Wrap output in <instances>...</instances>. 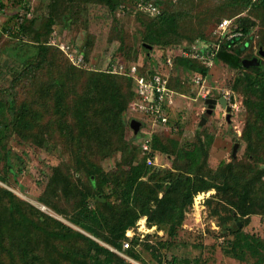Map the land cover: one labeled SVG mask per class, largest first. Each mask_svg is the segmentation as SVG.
I'll return each instance as SVG.
<instances>
[{"label": "trees", "instance_id": "obj_1", "mask_svg": "<svg viewBox=\"0 0 264 264\" xmlns=\"http://www.w3.org/2000/svg\"><path fill=\"white\" fill-rule=\"evenodd\" d=\"M37 1H1L2 4L16 9L10 19L11 25L9 28L4 27V32L19 42L20 39L24 41L26 38L36 43L34 47L37 49L36 56L24 60L25 68L18 75V79L35 78L36 73L50 66L52 52H58L69 64L64 71L69 83L67 79L59 77L40 84V92H37L36 97V104L39 107H46L49 104L47 100L50 99L51 103L56 102V108L62 112L64 101L69 100L67 89L73 85L70 82L74 72L88 76L90 81L87 89L75 96L71 103L72 108L65 113L66 116L79 121L76 128L78 133L67 120L63 135L80 133L81 142L85 144L89 142L92 146L86 145L92 147L91 150L104 153L129 150L134 140H138L141 146V136L150 132L144 130L150 128L149 125L146 126L148 122L141 119L144 129L140 131V137L136 138L131 128L134 119L126 117L128 103L137 100L135 80L116 73L107 74L95 70L91 72L85 67L78 68L72 65L59 47L49 43L55 35L52 33L55 25L54 14L50 13L51 18L48 19L46 31L40 32L41 35L33 31L32 25L35 23L38 9ZM52 1L54 7L60 0ZM94 1L103 4L112 13H115L117 8L130 11L135 9L133 0ZM258 11L264 12V0H256L252 14L238 20L233 31L240 33L241 36L223 41L216 61L225 63L238 72L231 90L245 96L244 107L248 114L244 130L247 142L245 162L231 160L221 162L215 169L211 168L209 158L214 137L209 134H200L195 140L182 145L176 140L162 139L157 132H150L153 157L160 158L163 154L174 157L180 166L174 169H166L163 165L149 166L146 158L142 157L141 160L135 161L131 157L123 162L121 169L116 173H106L103 168L91 161L87 149L80 148L75 151L71 163L75 164L76 173L81 172L79 170L82 167L89 178V184L84 188L78 184L74 185L72 175H65L62 169L52 177L48 184L50 189H46L39 197V201L55 213L67 216L73 225L91 237L38 210V221L47 224L40 226L28 214L36 212L37 209L19 199L12 191L0 186V207L3 203L0 208V264H131L111 250L114 248L123 251V244L127 240L125 232L129 225H134L138 220L147 217V224L150 227L164 228L167 230L168 238L174 239L183 226L187 213L191 208H195L196 199L202 194L206 198L200 206L205 211L208 209L211 217L224 211V216L218 219V226L224 232V237L232 236V239L227 241L224 253L239 262H245L250 257L254 264H264V239L247 234L238 224L252 215L264 216V57L258 67L243 66L244 60L255 57L246 52L254 38L251 29L255 21L257 19L264 21V18L258 16ZM28 12H31L32 16L22 19L21 15ZM137 16L145 20L142 22L144 29H147L149 22L153 20L143 13H137ZM175 34L173 32V35L169 33L158 35L148 32L144 35V41L149 44L148 46H152V50L153 47L162 49L163 64L159 62L157 66L148 67L145 61L150 59V50L145 47L143 64L140 59L132 63L141 65L142 73L161 72L170 77L163 69L167 67V60L172 58L174 65L182 64L187 71L193 73V77L200 75L208 82L210 70L182 57V51L189 49L191 43L178 39ZM261 46L264 50V35ZM23 48L25 46L22 44L17 47L20 51H23ZM81 52L84 54L86 64L89 62L88 53L86 50ZM170 87H174L172 78ZM4 94L5 91L0 90V165L5 163L8 171L14 172V157L5 142L9 136H21L26 140L34 139L36 143L47 144L44 135L50 136L51 130L46 127L48 125L42 123L43 111L37 112L27 104L16 108L13 101L2 99ZM128 131L133 133V138H127ZM77 137L74 136L76 139ZM21 170L18 169L19 172ZM0 181L8 184L7 179L1 174ZM211 191L214 193L210 194ZM70 194L77 200V206L74 213L67 215L56 201L58 199L62 201ZM49 223H52L54 228L49 226ZM35 229L50 240L55 251L58 247L60 251L44 255L35 253V250L39 249L38 242L33 241L31 236ZM71 242L84 247V250L70 256ZM132 249L133 247L124 251L139 262L140 258ZM167 264L191 262L174 257Z\"/></svg>", "mask_w": 264, "mask_h": 264}, {"label": "rangeland", "instance_id": "obj_2", "mask_svg": "<svg viewBox=\"0 0 264 264\" xmlns=\"http://www.w3.org/2000/svg\"><path fill=\"white\" fill-rule=\"evenodd\" d=\"M52 2V0L37 1L38 9L35 23L32 25L33 31L39 35H41L40 32L46 31L48 19L51 18L50 13L54 14L55 25L52 33L55 35L50 42L47 41L50 45L66 44L79 52L86 50L89 58V62L84 66L86 69L91 70V72L95 70L107 74L110 72L117 74L122 66L128 69L135 60L140 59L141 63L144 62V45L147 42L143 38L146 33L158 35L169 33V35H173L174 32L178 39L189 41V43L196 40L214 41L217 39L218 26L224 20H232L234 30L239 19L252 14L256 0H229L226 2L182 0L176 5L165 1L166 14L161 19L151 20L147 29H144L142 23L145 20L132 14L130 10L117 8L115 13H112L106 6L94 0H60L54 7H52ZM7 12L8 14L0 20V90L5 91L2 99L13 101L16 108L22 104H27L37 112L43 111L42 123L48 125L46 127L50 128L51 133L50 136L44 135L47 144L36 143L34 139L26 140L21 136H9L5 142L14 157V172H9L5 163L1 164L0 174L7 179L8 184L0 181V186L12 191L19 199L37 209L36 212H28V214L40 226H47V224L38 221V210L74 230L84 233L80 228L73 225L67 216L44 208L39 197L45 193L46 189H50L48 186L50 180L62 169L65 175H72L74 185L78 184L79 187L84 188L85 185L89 184V178L85 175L82 167L79 170L81 172L76 173L75 164L71 163L76 150L87 149L86 151L90 153L89 156L94 164L103 168L106 173H116L118 169H121L120 167L126 159L129 160L131 157L135 161L142 159L140 143L138 140H134L131 142L129 150L104 153L91 150L92 147L87 146L91 145L89 142H86L87 145L85 142H81L80 133L63 135V128L67 120L77 132L76 128L79 121L74 117L66 116L65 113L69 108H72L71 103L75 96L82 94L87 89L90 82L88 76L77 71L71 75L72 82L70 83L73 85L67 89L69 100L68 102L64 101L62 112L56 108V102L52 101L51 103L50 99L47 100L49 104L46 107H39L36 104V97L37 92H40V84L59 77L67 79L69 83L68 76L64 74L65 68L69 64L61 54L53 51L52 56L50 55L51 64L47 69L36 73L35 78L18 79V75L25 68L24 60L35 58L37 49L34 48L36 47L35 42L33 43L26 38L24 41L20 39L19 42L4 32L3 28H9L11 25L10 19L16 9L13 6H8ZM257 14L264 18L263 11H258ZM233 30L231 33L234 32ZM263 30L264 21L261 22L257 19L251 29V35L254 38L246 54H253L254 58L262 59L259 53L262 50ZM21 44L25 46L23 51L17 49ZM162 54L160 47H153L149 53L150 59L146 60L145 63L148 67L157 66L159 62L163 64ZM196 63L199 65L198 62ZM163 70L170 74V82L172 78V84L175 87L171 88L175 93H178V96L175 97V109L166 125L153 128L151 127L152 124L146 120L148 122L146 126L149 125L150 128L144 130L151 133L157 132L162 139L176 140L182 145L195 140V137L200 134L213 135L214 140L209 158V165L213 169L217 168L221 162L233 160L232 153L236 144L240 145L237 161L245 162L247 142L244 138V130L248 118L247 110L244 107L245 96L231 90L238 72L225 63L217 62L210 70L208 80V85L211 87L207 90L211 94L209 98L223 97L225 92L231 93V103L235 105L232 107L229 103L230 112L233 115L231 125H228L225 120L226 109L218 106L214 115L200 127L201 119L205 115L206 104L205 99L198 96L199 88L192 81L193 73L187 71L182 64L174 65V62L171 68L165 67ZM117 75L122 76L121 74ZM127 106L128 112L125 116L141 121L138 115L130 112L129 103ZM74 136H78L77 139ZM127 138H133V133L128 131ZM158 163L165 166L166 169L180 168L174 157L169 155H161ZM19 168L22 169L20 172L18 171ZM209 193L213 194L214 191ZM56 202L67 215H71L76 210L77 200L72 194L68 198L64 197L62 201L58 199ZM2 206L3 203L0 208ZM204 211L202 206L191 208L174 239L168 238L166 229L150 227L147 224L145 238L143 240L137 238L132 242V252L140 258L139 262L132 259L124 250L118 251L114 248L111 250L131 264H167L174 257L179 260L190 261L191 264H254V260L250 257L245 262H239L224 253L227 241L232 239L230 235L224 237V232L218 226V219L224 216V211L214 217L210 216L208 209ZM143 219L145 217L138 220L134 225H129L126 232L132 229L136 230L137 224ZM49 224L54 228L52 223ZM238 224L247 234L264 239V216L252 215L246 218L243 223L238 222ZM126 232L125 238H127ZM31 236L33 241L38 242L39 249H36L35 253L44 255L55 251L50 240H47L48 238L40 231L35 229ZM101 244L108 247L103 243ZM69 250L70 256H73L79 251H83L84 247L71 242ZM59 251L60 248L58 247L55 252L58 253Z\"/></svg>", "mask_w": 264, "mask_h": 264}, {"label": "built area", "instance_id": "obj_3", "mask_svg": "<svg viewBox=\"0 0 264 264\" xmlns=\"http://www.w3.org/2000/svg\"><path fill=\"white\" fill-rule=\"evenodd\" d=\"M0 0V20L4 15H7V5L2 4ZM169 1L176 5L182 0H133L135 3V9L131 10V13L137 15V13H143L149 16L151 19H161L165 15L164 2ZM220 2H226L229 0H215ZM32 13L28 12L21 15L22 19L31 17ZM233 21L224 20L216 31L217 39L214 41H201L196 40L191 43V46L187 50H183L181 55L184 59L198 62L199 65L206 67L211 70L217 61L218 53L221 49L223 41H230L236 36H241L240 33H231L233 30ZM60 48L61 51L67 56L69 61L76 67L81 68L86 66L84 62V54L77 49H73L69 45L60 44L55 45ZM167 67L173 66L172 58H169L166 62ZM116 73V72H115ZM123 76L133 78L137 85V100L129 104V110L133 114L138 115L141 119L148 120L153 128L159 127L161 125H166L170 121V116L175 109V97L178 93H175L170 87V77L161 72H151L146 73L141 72V65L131 63L128 69L120 68L119 73ZM193 83L199 88L198 96L205 99H209V88L206 78L197 75L192 77ZM223 98L229 103L232 102V95L230 92H225ZM235 107V105H232ZM141 152L142 156L146 158L147 164L149 166L159 165L158 157H153L152 148V135L147 132L142 138ZM205 195L202 194L197 197L195 202V208L200 207L201 203L204 201ZM45 208V207H44ZM140 226V228H138ZM137 231V232H136ZM147 232V219L141 220L137 224V229L128 230L126 232L127 240L123 244V250H127L132 247V242L134 239L140 238L143 240Z\"/></svg>", "mask_w": 264, "mask_h": 264}, {"label": "water", "instance_id": "obj_4", "mask_svg": "<svg viewBox=\"0 0 264 264\" xmlns=\"http://www.w3.org/2000/svg\"><path fill=\"white\" fill-rule=\"evenodd\" d=\"M145 48L149 49L150 51L152 50V46H148V45H145L144 46ZM260 56L261 57H264V51L263 50H260ZM261 65V59L260 58H253V59H248V60H244L243 61V66L248 68V67H258ZM219 103L224 107V109H227V101L225 98H221L219 100ZM205 104L207 106V109H206V112H205V115L204 117L201 119V122H200V127H202L204 124L207 123V120L211 117V115L213 114L214 112V108L217 104V100L214 99V98H209L205 101ZM228 116V119L230 118V115H227ZM142 127V123L138 120H132L131 122V128L132 130H134L135 132V136L136 138L140 137V128ZM240 145L239 144H236L234 146V149H233V153H232V157L233 159L236 161L237 160V152H238V149H239ZM264 168V167H263ZM241 226V225H239Z\"/></svg>", "mask_w": 264, "mask_h": 264}, {"label": "flooded vegetation", "instance_id": "obj_5", "mask_svg": "<svg viewBox=\"0 0 264 264\" xmlns=\"http://www.w3.org/2000/svg\"><path fill=\"white\" fill-rule=\"evenodd\" d=\"M221 98H223V97H217V98H214V99H216L217 100V104H216V106H215V108H214V112H213V114L211 115V117L214 115V113H215V111L217 110V108H218V106H220V107H222L223 109H224V107L219 103V100L221 99ZM227 109H226V115H225V120L227 121V123H228V125H231V123H232V120H233V115H232V113L230 112L231 111V107L229 106V102L227 101ZM206 109H207V106H206ZM206 112V111H205ZM224 112V113H225ZM227 115H230V118L228 119V116ZM210 117V118H211ZM208 121V120H207Z\"/></svg>", "mask_w": 264, "mask_h": 264}, {"label": "crops", "instance_id": "obj_6", "mask_svg": "<svg viewBox=\"0 0 264 264\" xmlns=\"http://www.w3.org/2000/svg\"><path fill=\"white\" fill-rule=\"evenodd\" d=\"M144 129V126H142L141 128H140V131H142ZM144 133V132H143ZM144 135V134H143ZM143 136H141V138H142ZM233 158V157H232ZM234 160V159H233Z\"/></svg>", "mask_w": 264, "mask_h": 264}, {"label": "bare ground", "instance_id": "obj_7", "mask_svg": "<svg viewBox=\"0 0 264 264\" xmlns=\"http://www.w3.org/2000/svg\"><path fill=\"white\" fill-rule=\"evenodd\" d=\"M46 210V209H45Z\"/></svg>", "mask_w": 264, "mask_h": 264}]
</instances>
